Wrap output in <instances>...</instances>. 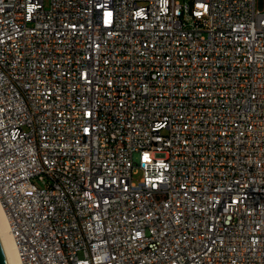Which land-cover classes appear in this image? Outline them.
<instances>
[{"label":"built area","instance_id":"built-area-1","mask_svg":"<svg viewBox=\"0 0 264 264\" xmlns=\"http://www.w3.org/2000/svg\"><path fill=\"white\" fill-rule=\"evenodd\" d=\"M0 200L22 264H264V0H0Z\"/></svg>","mask_w":264,"mask_h":264},{"label":"bare ground","instance_id":"bare-ground-1","mask_svg":"<svg viewBox=\"0 0 264 264\" xmlns=\"http://www.w3.org/2000/svg\"><path fill=\"white\" fill-rule=\"evenodd\" d=\"M0 232L3 237L11 264H22L18 255L17 245L10 232L9 220L5 208L0 200Z\"/></svg>","mask_w":264,"mask_h":264},{"label":"water","instance_id":"water-1","mask_svg":"<svg viewBox=\"0 0 264 264\" xmlns=\"http://www.w3.org/2000/svg\"><path fill=\"white\" fill-rule=\"evenodd\" d=\"M0 264H11L1 232H0Z\"/></svg>","mask_w":264,"mask_h":264},{"label":"rangeland","instance_id":"rangeland-1","mask_svg":"<svg viewBox=\"0 0 264 264\" xmlns=\"http://www.w3.org/2000/svg\"><path fill=\"white\" fill-rule=\"evenodd\" d=\"M180 1H184V0H180ZM46 5L48 6V1L46 2ZM141 176V171L139 170L135 175H134V177L135 178H139Z\"/></svg>","mask_w":264,"mask_h":264}]
</instances>
